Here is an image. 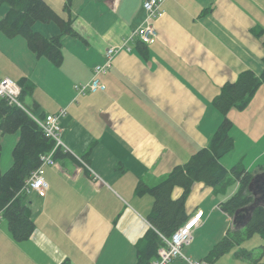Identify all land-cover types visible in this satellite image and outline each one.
I'll list each match as a JSON object with an SVG mask.
<instances>
[{
	"label": "crops",
	"instance_id": "crops-1",
	"mask_svg": "<svg viewBox=\"0 0 264 264\" xmlns=\"http://www.w3.org/2000/svg\"><path fill=\"white\" fill-rule=\"evenodd\" d=\"M45 1L72 18L83 39L64 35L56 65L33 52L25 37L0 29V59L7 63L0 64V76L28 78L33 90L24 102L29 99L36 116L66 109L60 121L68 149L60 147L55 163L45 166L46 194L33 190L26 197L35 223L29 238L15 239L0 212V264H137V242L151 227L154 203L137 185L157 184L207 147L225 117L214 104L222 87L243 70L263 72L264 0H163L164 13L153 21L158 37L143 42L147 53L141 40L129 39L145 19L143 0H72L70 12L66 0ZM8 10L0 7V20ZM34 29L48 38L61 32L55 22H37ZM110 46L122 47L100 75L106 88L78 93L75 84L92 79ZM227 116L235 140L221 157L228 174L215 186L194 182L186 201L189 216L202 210L184 248L193 259L203 260L235 227L222 209L240 183L231 168L264 169V85L245 109ZM19 138L20 132L6 138L12 156L2 172L13 164ZM183 191L176 186L173 197Z\"/></svg>",
	"mask_w": 264,
	"mask_h": 264
},
{
	"label": "trees",
	"instance_id": "trees-1",
	"mask_svg": "<svg viewBox=\"0 0 264 264\" xmlns=\"http://www.w3.org/2000/svg\"><path fill=\"white\" fill-rule=\"evenodd\" d=\"M71 2L72 0H66L65 8L69 12ZM3 4H7L9 10L0 20L1 31L8 37H25L33 52L38 56L48 57L56 65H59L63 58V36L70 34L82 38L73 26L72 18H63L45 0H0V7ZM37 22H55L61 32L48 38L34 29ZM140 47L143 53H147L146 44L141 42ZM17 82L22 87L19 100L25 107L11 103L6 97H0V160L1 136L20 132V138L13 150L12 166L6 172H2L0 167V212L8 221L14 238L23 240L29 238L35 229L31 207L26 198L28 192L23 188L31 173L40 166L41 155L51 151L56 142L46 134L35 119V112L24 102V96L33 90V85L26 77ZM261 85H264V70L259 75L252 69H246L235 81L227 82L214 99L216 108L225 117L209 145L193 154L185 164L175 166L157 184L150 186L143 181L139 182L137 192L150 193L154 197V203L148 215L151 227L137 242V264H151L152 260L158 257V249L164 243L162 235L171 236L189 218L186 201L194 182L204 181L215 186L225 179L228 169L222 164L221 157L235 146L231 134L233 122L227 114L232 108L245 109ZM231 172L240 183L235 193L223 201L222 209L234 217L241 208L252 204L256 206L244 227L231 228L214 246L203 259L207 262L215 261L254 234H259L264 243V190L256 196L254 190L250 189L255 178L261 175L264 177V169L252 173L239 163L231 168ZM176 186L183 187L184 191L175 199L173 190ZM262 246L264 247V244ZM245 252L252 254L243 248L238 250L242 255ZM61 264L71 263L65 260Z\"/></svg>",
	"mask_w": 264,
	"mask_h": 264
},
{
	"label": "built area",
	"instance_id": "built-area-1",
	"mask_svg": "<svg viewBox=\"0 0 264 264\" xmlns=\"http://www.w3.org/2000/svg\"><path fill=\"white\" fill-rule=\"evenodd\" d=\"M143 7L146 15L143 23L134 30L129 39L138 38L146 44L153 43L157 37L158 32L153 24L156 18L163 15V0H143ZM122 46H110L106 51V59L104 62L97 64L94 67V75L89 82L77 83L75 88L78 93H87L88 91L104 90L106 84L101 80L100 75L106 73L107 70L113 65V60L117 52ZM22 87L20 84L9 76L0 77V97H6L11 103L18 104L25 107L19 100ZM66 109L62 108L59 112L49 114L45 118L35 117L47 135L55 140L54 148L41 155V164L35 169L26 181L24 191L30 193L33 190L38 191L40 194L45 195L49 183L45 178V166L55 163V154L60 147L66 146L62 139L63 128L61 126V117L65 115ZM83 162L87 164L86 161ZM202 210H197L189 216L185 223L178 227L171 236L163 237V245L158 249V257L152 260L151 264H169L176 258H184L189 264H208L207 261L202 259H193L186 255L184 248L188 245L194 236V230L200 224Z\"/></svg>",
	"mask_w": 264,
	"mask_h": 264
},
{
	"label": "rangeland",
	"instance_id": "rangeland-1",
	"mask_svg": "<svg viewBox=\"0 0 264 264\" xmlns=\"http://www.w3.org/2000/svg\"><path fill=\"white\" fill-rule=\"evenodd\" d=\"M0 64L2 65V67H5L7 63L4 59H0ZM12 76H11L12 79H16L14 74H12ZM25 103L30 104L29 99H26ZM10 134L12 133H6L5 135L3 134L4 136L2 139L1 164H0L1 170L2 167L3 168L6 167L7 163H9V160L11 159L12 156V146L10 145V140L6 139L8 136H10ZM31 196L33 195H30V197ZM263 244L264 243L261 236L259 234H254L251 238L245 239L241 243L240 246L241 248L237 247L235 248V251L224 253V255L220 260L219 259L215 260L218 261L215 263L216 264H264V252H263L264 247L262 246ZM239 248L240 250L242 248L247 249L251 251L252 254L245 252V254L243 255L241 254L238 256L235 252Z\"/></svg>",
	"mask_w": 264,
	"mask_h": 264
},
{
	"label": "water",
	"instance_id": "water-1",
	"mask_svg": "<svg viewBox=\"0 0 264 264\" xmlns=\"http://www.w3.org/2000/svg\"><path fill=\"white\" fill-rule=\"evenodd\" d=\"M263 179L264 177L262 175L258 176V178H255L250 185V189L254 190V194L256 196H258L259 192L263 191L264 188ZM255 206L256 204H252L250 206L243 207L236 212L235 216L233 217V223L236 228H242L247 224ZM243 216L246 217V220L244 222H240V218H242Z\"/></svg>",
	"mask_w": 264,
	"mask_h": 264
},
{
	"label": "flooded vegetation",
	"instance_id": "flooded-vegetation-1",
	"mask_svg": "<svg viewBox=\"0 0 264 264\" xmlns=\"http://www.w3.org/2000/svg\"><path fill=\"white\" fill-rule=\"evenodd\" d=\"M264 180V179H263ZM264 183V182H263ZM263 190H264V188H263ZM246 220V217H242V218H240V222H244Z\"/></svg>",
	"mask_w": 264,
	"mask_h": 264
}]
</instances>
